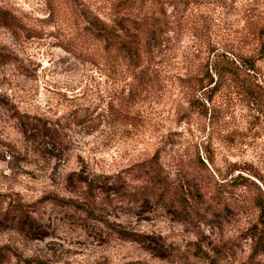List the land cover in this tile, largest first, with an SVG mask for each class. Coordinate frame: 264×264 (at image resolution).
Here are the masks:
<instances>
[{"label":"rangeland","instance_id":"1","mask_svg":"<svg viewBox=\"0 0 264 264\" xmlns=\"http://www.w3.org/2000/svg\"><path fill=\"white\" fill-rule=\"evenodd\" d=\"M122 1L57 0L50 10L48 0H0L29 32L0 26L3 264H246L264 201V104L207 73L219 52L255 55L264 0H140L141 13L172 17L138 83L85 29ZM257 66L264 87V57ZM154 156L159 193L146 170ZM91 182L154 201L90 194ZM174 192L179 214L155 202Z\"/></svg>","mask_w":264,"mask_h":264},{"label":"trees","instance_id":"2","mask_svg":"<svg viewBox=\"0 0 264 264\" xmlns=\"http://www.w3.org/2000/svg\"><path fill=\"white\" fill-rule=\"evenodd\" d=\"M139 1L123 0L122 5H118L117 8L111 7L108 9L109 12L103 15H91L89 25L85 27L89 35L104 43L103 50L106 54H112L123 60L125 64L132 66V75L137 83L141 82L140 79H143V77H147L148 69L144 64L156 56V48L163 43L165 34L170 30V19L172 17L166 9L159 12L141 13L138 11V8L136 9ZM55 2L57 0H48V8L50 10L54 9ZM0 26L14 32L29 35L26 26L20 18L3 6H0ZM256 37L259 41V47L255 55H234L231 57L225 51L219 52L214 55L210 64L212 73L207 74L210 77V84L215 83L218 87L233 84L235 92L245 96L247 102L257 108L264 104V87L259 84V78H257L260 77L257 63L264 57V26H260L257 29ZM61 47L68 52L74 53L79 59L84 60L87 58L86 55L82 54V51H78L66 44L61 45ZM3 57L4 55L0 53V59H3ZM214 77H216V80ZM204 100L210 101L211 99L208 97L204 98ZM203 106H205L204 103ZM120 116L127 120V122H131L129 119L132 116L129 113L120 114ZM206 160L209 163L213 162V155H208ZM201 162L206 166L203 160ZM148 163L149 165L146 168L147 174L150 175L151 179L155 180L153 186H156V188L154 190L159 193L163 191L158 181L159 170L162 168L159 163V157L154 156ZM169 185H172L171 182ZM87 190L90 194L103 190V192H107L112 197L124 196L128 198L129 202L134 204L154 201L153 196L151 197L143 193L141 194L145 200L142 201L136 193H131L130 191L120 192L114 188V184L108 186L107 184L98 185V183L91 182L88 183ZM174 194L175 196H172L167 202L163 201L164 196L162 195L155 202L163 204V206L165 204L170 210H173L172 208L176 206H183L181 203L183 201L180 200L181 197H178L175 192ZM70 202L92 214V211L85 205L78 202ZM257 206L259 208L257 223L253 224L249 229L251 230L252 245L246 264H264V261L260 260L264 256V201ZM174 210V214L182 212L181 209L179 211ZM186 215H189V213ZM121 235L124 238H130L132 241L143 244L146 248H151L150 243H147L148 238L145 235L130 231H121ZM5 260L6 254L0 249V264H3Z\"/></svg>","mask_w":264,"mask_h":264}]
</instances>
